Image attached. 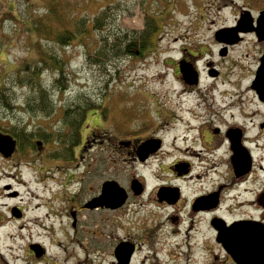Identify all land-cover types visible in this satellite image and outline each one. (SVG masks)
Masks as SVG:
<instances>
[{"label":"flooded vegetation","instance_id":"flooded-vegetation-1","mask_svg":"<svg viewBox=\"0 0 264 264\" xmlns=\"http://www.w3.org/2000/svg\"><path fill=\"white\" fill-rule=\"evenodd\" d=\"M262 12L264 0L234 6L231 23L217 25L211 32L210 42L217 47L214 52L208 49L209 43L188 41L187 36L182 40L178 56L167 66L178 89L173 98H163L162 125H103L96 122L99 116L91 114L78 125L75 146L69 145L70 125L59 135L52 134L49 125H0V134L10 136L14 144L9 155L0 152V157L72 160L80 150L81 159L98 161L96 176L85 165L79 186L83 190L89 185V189L84 197L82 190L71 195L67 211L72 227L118 218L135 222L132 233L116 238L113 264H130L139 246L163 225L170 238L181 237L183 242L176 245L187 243L188 248L192 237L206 231L214 242V256L237 264L234 256L251 250L246 246L248 239L264 241ZM186 98L192 100L189 105L184 104ZM36 100L41 101L40 97ZM62 139L72 153L57 155L47 149V144ZM121 162L129 163V170L119 169ZM18 183L26 184L22 179ZM9 187L2 184L0 190ZM5 194L12 197L17 192ZM10 213L22 219L25 210L13 206ZM30 243L36 244L38 252L30 249ZM119 243L123 247L116 256ZM27 248L36 261L47 254L38 240L30 241ZM150 250L156 253L158 249L151 246Z\"/></svg>","mask_w":264,"mask_h":264},{"label":"rangeland","instance_id":"rangeland-1","mask_svg":"<svg viewBox=\"0 0 264 264\" xmlns=\"http://www.w3.org/2000/svg\"><path fill=\"white\" fill-rule=\"evenodd\" d=\"M138 1L120 16L119 24L122 27L142 28L144 11L142 6L136 4ZM246 2L247 0H171L165 7L164 20L160 22V26L164 27L155 37L154 48L145 51L143 56L116 61L107 68V75L87 62V56L79 46L71 45L64 49L66 67L71 70L65 81L66 88L59 91L56 87L47 88L49 99L54 105L52 114L47 115L41 111L25 112L20 108L9 110L0 105V116H5L0 120V125L25 123L31 128L49 125L52 134L63 133L66 127L62 125L63 109L79 92H84L104 108L105 118L96 109L87 112L88 118L90 114L100 117H96L97 123L162 125L163 98H173L178 89L171 78L172 70L167 66L178 56V47L184 43L182 40L187 36L188 41L191 38L209 43L208 49L214 52L217 47L210 42L212 30L217 25L231 23L233 7ZM102 3L89 1L84 3L83 9L92 15ZM47 5L48 0H0V94L6 95L5 101L8 103L25 104L26 99L36 96L32 95L28 84L17 81L23 76V71L39 61V53L34 44L38 33L34 24ZM209 56L208 52L206 57ZM55 77V73L45 70L40 77L41 83L46 87L50 86ZM183 101L189 105L192 100L186 98ZM183 115L194 121L190 114ZM170 120L173 121L167 118V121ZM46 146L57 155L65 154L64 144L51 143ZM78 153L77 159L61 158L53 161H45L44 158L35 160L32 157H0V185L10 184L8 189L0 190V218L10 217L14 222L0 235V264L114 263L112 252L116 238L124 236L126 232L132 233V222H135L118 218V221L114 219L106 224L95 222L71 226L67 199L82 190L80 177L85 165L88 164V168L93 171L91 176L100 168L98 161L84 157L81 159V151L78 150ZM129 168V163H120L119 169L127 171ZM47 169L51 171L44 172ZM61 171L68 173L62 174ZM49 176L53 178L52 182H47ZM21 179L26 184H19L18 180ZM86 189H89V185L82 191ZM12 191L17 194L5 197V192ZM34 194L41 198L38 211L28 202ZM84 194L85 192L82 197ZM13 206L25 210L22 219L11 216L10 208ZM32 219L35 224L31 223ZM22 222L30 224V227L27 230L21 229ZM38 225L42 227L39 228ZM135 231L139 234V231ZM32 240H38L46 248L47 254L39 261L34 260L27 248ZM180 240L178 235L170 238L167 226L154 229L153 236L139 246L130 264H231L222 256H214V242L206 231L200 237H192L189 248L187 243L185 247L176 245L183 242ZM151 246L157 247L156 253H151Z\"/></svg>","mask_w":264,"mask_h":264},{"label":"trees","instance_id":"trees-1","mask_svg":"<svg viewBox=\"0 0 264 264\" xmlns=\"http://www.w3.org/2000/svg\"><path fill=\"white\" fill-rule=\"evenodd\" d=\"M89 1L103 2L92 15L83 9L84 3ZM135 2L136 0L132 3L131 0H48L47 7L34 24L38 33L34 44L39 53V61L23 71V76L17 81L28 84L32 95L36 96L19 105L8 103L5 101L6 95L1 93L0 105L9 110L20 108L25 112L41 111L51 115L54 105L49 99L47 88L56 87L57 91L66 88L65 81L71 70L66 67L64 49L71 45L79 46L86 54L87 62L106 75L109 72L107 68L116 61L143 56L145 51L154 48L155 37L164 27L160 26V22L164 20L165 7L171 0H139L136 4L142 6L144 11L142 28H124L119 24V18ZM45 70L56 74L53 83L47 87L40 79ZM37 97H40L39 103ZM95 109H99L101 115H104V108H100V103L90 99L84 92L73 96L70 104L63 109L62 125H70L71 128L69 145L77 144L78 125L82 124L89 110ZM4 118L5 116H0V120ZM59 142L64 144L65 153H72L67 151L65 139Z\"/></svg>","mask_w":264,"mask_h":264},{"label":"water","instance_id":"water-1","mask_svg":"<svg viewBox=\"0 0 264 264\" xmlns=\"http://www.w3.org/2000/svg\"><path fill=\"white\" fill-rule=\"evenodd\" d=\"M264 13V12H262ZM13 141L11 140L10 136L2 135L0 134V152L4 155H9L13 148ZM251 237V236H250ZM264 241L259 242H251L250 239H248V242L246 241V246H249V249H251L248 253L246 249H243V254L240 253V255L234 256L235 262L237 264H264V245L262 246V243ZM123 243H119L115 247V254L116 256L119 255V250L123 247ZM36 244H30V249H32L35 252H38L39 248H36ZM125 249V248H124ZM129 253V252H128ZM258 253H261L257 255Z\"/></svg>","mask_w":264,"mask_h":264},{"label":"bare ground","instance_id":"bare-ground-1","mask_svg":"<svg viewBox=\"0 0 264 264\" xmlns=\"http://www.w3.org/2000/svg\"><path fill=\"white\" fill-rule=\"evenodd\" d=\"M52 180H53V178L51 177V176H49L48 178H47V182H52ZM23 183H26V181H24L23 180ZM6 193V192H5ZM5 197H6V194H5ZM1 198V197H0ZM39 199H41L40 197H39V195L38 194H34L33 196H32V198L28 201L30 204H32L33 205V209L35 210V211H38V209L41 207V203L39 202ZM24 221H26V220H24ZM31 223L32 224H35L36 222H34V219H32L31 220ZM14 224V222L12 221V219L10 218V217H5L4 219H2V221H0V235L2 234V231L5 229V228H9V226H11V225H13ZM21 227V229H23V230H27L28 229V227H30V224H28V223H23L22 222V225L20 226ZM37 227H39V228H41L42 226L40 225H38ZM0 240H2V238H0ZM1 248H2V245H1Z\"/></svg>","mask_w":264,"mask_h":264}]
</instances>
